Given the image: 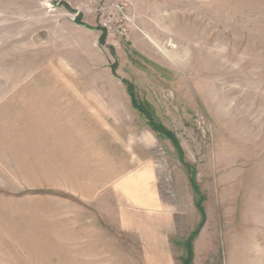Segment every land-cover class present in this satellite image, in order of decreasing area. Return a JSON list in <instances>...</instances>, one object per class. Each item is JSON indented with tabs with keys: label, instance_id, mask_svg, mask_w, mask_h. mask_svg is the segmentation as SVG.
Instances as JSON below:
<instances>
[{
	"label": "rangeland",
	"instance_id": "obj_1",
	"mask_svg": "<svg viewBox=\"0 0 264 264\" xmlns=\"http://www.w3.org/2000/svg\"><path fill=\"white\" fill-rule=\"evenodd\" d=\"M200 200L193 264H264V0H0V264H183Z\"/></svg>",
	"mask_w": 264,
	"mask_h": 264
},
{
	"label": "trees",
	"instance_id": "obj_2",
	"mask_svg": "<svg viewBox=\"0 0 264 264\" xmlns=\"http://www.w3.org/2000/svg\"><path fill=\"white\" fill-rule=\"evenodd\" d=\"M64 6L69 9L68 5L67 4H64ZM76 22L79 23L80 22V15L77 16L76 18ZM102 31H103V34H102V37L105 38V36H107V29L106 28H103L102 27ZM112 71L115 72L117 70V64L114 63L112 65ZM128 91H129V94L131 95L132 97V103H133V106L143 115L145 116V118L147 119L148 121V125L149 127L151 128L152 131L156 132V133H159L163 136H165L166 138H168L172 143L173 145L175 146V148L177 149L178 153L180 154L181 158L183 157V152L180 148V145H179V142L177 141V139L175 138V136L169 132L164 126H162L160 123H158L155 119H154V116H153V113L151 112V110L141 104L137 98H136V94H135V89H134V86L132 85H128ZM189 171H190V182H191V185L193 186V188L198 192L199 191V188H198V185L196 184V179H195V172L193 170L192 167L189 168ZM197 209L198 211L200 212L201 214V220H202V223H201V227L200 229H198V231H195L193 232L189 238L186 240V245H185V250H186V257L182 260L183 264H193V241L196 239V237L198 236L201 228H202V225L203 223L205 222L206 220V215H205V211H204V208H203V205H202V200H200L197 204Z\"/></svg>",
	"mask_w": 264,
	"mask_h": 264
},
{
	"label": "crops",
	"instance_id": "obj_3",
	"mask_svg": "<svg viewBox=\"0 0 264 264\" xmlns=\"http://www.w3.org/2000/svg\"><path fill=\"white\" fill-rule=\"evenodd\" d=\"M40 247H41V249H40ZM37 249L38 250H43V249H46V247H45V245H38L36 247V250ZM52 253H50V254L43 253L42 254V251L36 252L35 256H36V258H38L37 264H67L66 262H62V255H60V253H58V252L57 253L56 252H52ZM80 257L82 258V255H80L79 258ZM75 258L77 260L78 255H76ZM60 259H61V261H60Z\"/></svg>",
	"mask_w": 264,
	"mask_h": 264
},
{
	"label": "built area",
	"instance_id": "obj_4",
	"mask_svg": "<svg viewBox=\"0 0 264 264\" xmlns=\"http://www.w3.org/2000/svg\"><path fill=\"white\" fill-rule=\"evenodd\" d=\"M104 28H106V27H104ZM107 29V28H106Z\"/></svg>",
	"mask_w": 264,
	"mask_h": 264
}]
</instances>
